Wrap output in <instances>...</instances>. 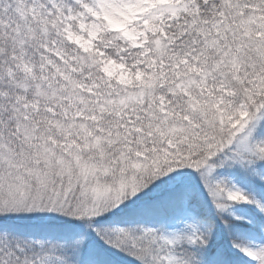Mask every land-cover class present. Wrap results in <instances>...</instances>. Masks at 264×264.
Masks as SVG:
<instances>
[{
    "label": "snow or ice",
    "instance_id": "6c2138e0",
    "mask_svg": "<svg viewBox=\"0 0 264 264\" xmlns=\"http://www.w3.org/2000/svg\"><path fill=\"white\" fill-rule=\"evenodd\" d=\"M0 264H264V0H0Z\"/></svg>",
    "mask_w": 264,
    "mask_h": 264
}]
</instances>
